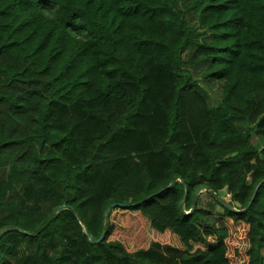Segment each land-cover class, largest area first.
Here are the masks:
<instances>
[{"label": "trees", "instance_id": "16d2710c", "mask_svg": "<svg viewBox=\"0 0 264 264\" xmlns=\"http://www.w3.org/2000/svg\"><path fill=\"white\" fill-rule=\"evenodd\" d=\"M260 136L264 0H0V264H264Z\"/></svg>", "mask_w": 264, "mask_h": 264}, {"label": "rangeland", "instance_id": "374dc122", "mask_svg": "<svg viewBox=\"0 0 264 264\" xmlns=\"http://www.w3.org/2000/svg\"><path fill=\"white\" fill-rule=\"evenodd\" d=\"M203 39V38H202ZM232 120L236 123V125L240 128H242V123L240 119L238 118H232ZM259 143L260 146H263L264 144V137H259ZM219 198L221 200H224L228 202L230 200V194L227 192L226 189H223L219 192ZM197 204L199 207L209 209L218 213H222L224 210L220 206V204L217 203V201L210 195L206 190H203L198 195V201ZM30 249L24 244L23 240H19V245L16 249V252L11 256V261L13 264H23L26 257L29 255ZM182 254L176 255V256H168L164 253L159 252H153L149 253L146 256V260L149 263H156V264H164V263H170L174 259L180 258ZM71 264H79L77 261H72ZM135 264H140L138 262H135Z\"/></svg>", "mask_w": 264, "mask_h": 264}, {"label": "water", "instance_id": "95a60500", "mask_svg": "<svg viewBox=\"0 0 264 264\" xmlns=\"http://www.w3.org/2000/svg\"><path fill=\"white\" fill-rule=\"evenodd\" d=\"M178 181H181V179L180 178H178ZM174 184V181H172L171 183H170V185L169 186H172ZM165 189H161V190H159V193H161V192H163ZM203 190H207V187H200V188H198L197 189V191H196V193H195V195L196 196H198L199 195V193L201 192V191H203ZM154 195V194H153ZM153 195H151V196H153ZM150 196V197H151ZM252 202H253V198L251 199V201L248 203V205H247V207L246 208H248V207H250V205L252 204ZM116 206H122L121 204H119V203H112L107 209H106V212H105V216H107L108 215V212L110 211V209L111 208H113V207H116ZM64 208H66V205H62V206H59L57 209H55L54 210V214H56L58 211H60V210H62V209H64ZM234 210H237V209H235V208H233ZM237 211H239V210H237ZM89 240L92 242L93 241V237L89 234Z\"/></svg>", "mask_w": 264, "mask_h": 264}]
</instances>
